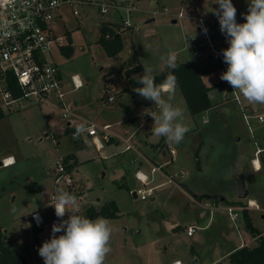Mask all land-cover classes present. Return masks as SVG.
I'll return each instance as SVG.
<instances>
[{
  "label": "rangeland",
  "instance_id": "obj_1",
  "mask_svg": "<svg viewBox=\"0 0 264 264\" xmlns=\"http://www.w3.org/2000/svg\"><path fill=\"white\" fill-rule=\"evenodd\" d=\"M232 3L237 9L236 20H244L249 0H232ZM136 6L138 9L130 18L131 27H121L123 47L115 56H108L98 40L103 22L122 21L119 12L110 10L101 14L95 8H82L76 17L68 8H63V19L57 29L70 36L72 52L67 55L56 49L53 61L63 79L71 80L73 75H78L83 85L78 89L69 87L68 100L74 104L71 120L64 119L58 108L44 112L39 106L0 116V161L7 154L14 155L17 161L15 165L0 166V218H19L36 201L35 197L44 195L42 191L46 190L49 201L56 161L60 154L72 152L77 154L79 163L70 191L77 197L80 214L86 216L85 209L89 206L100 208L107 202L104 200L118 203L119 216L108 220L113 228L110 253L121 247L130 251L143 245L145 253L139 259L131 254L129 264H168L172 255L193 257L197 264H207L243 237L255 239L246 229L243 218L232 220L227 210L229 205L255 199L260 210L252 209V214L264 232L263 153L259 156L262 163L259 170L255 171L251 162L256 145L264 147V122L253 118L248 126L240 103L250 104L254 113L264 112V104L249 103L243 97L242 102L224 100V90L214 88L211 96L216 105L192 115L177 87L172 103L184 110V123L190 131L179 144L170 143L177 151L173 161L169 147L159 144L156 150L154 146L163 138L154 134V120L147 113L159 110L139 94L135 99L130 94L119 96L108 87V75L120 71L129 61L133 64L134 56L142 65L152 67L153 74L166 67L160 57L169 51L175 52L178 61L194 60L186 35H198L197 16L218 19L214 10L219 5L216 0H139ZM179 12L184 13L183 18H177ZM195 62L203 72L204 82L209 84L220 79L222 73L208 50ZM110 95L115 96L114 102L107 100ZM68 121L94 123L97 129L111 125L109 133L113 138L105 141L106 157H101L89 140L91 137L82 135L75 139ZM127 139L133 145L131 150L125 149ZM137 149L150 158L155 154L157 157L153 159L157 164L171 161L165 168L170 174L182 170L188 174L181 176L178 184L167 182V175L158 172L151 186L165 184L155 189L154 199L136 198L133 191L140 184L135 171L142 169L149 173L152 162L139 158L132 163ZM240 174L249 191L246 199H239L237 195ZM194 195L201 198L197 200ZM212 195L224 200L218 202L208 197ZM175 222L182 227L169 231L168 225ZM190 223L202 227L193 236H188L185 229ZM23 238L26 241L29 238L26 231ZM123 261L106 263L124 264Z\"/></svg>",
  "mask_w": 264,
  "mask_h": 264
},
{
  "label": "built area",
  "instance_id": "obj_2",
  "mask_svg": "<svg viewBox=\"0 0 264 264\" xmlns=\"http://www.w3.org/2000/svg\"><path fill=\"white\" fill-rule=\"evenodd\" d=\"M139 0H0V110L3 113L25 109L30 106L42 107L46 104H52L51 98L56 99L55 106L61 111L64 119H69L72 115V108L66 101V95L69 87L73 85L78 89L83 85L78 75H73L71 80L62 78L58 65L53 61L54 50H61L69 44L67 32H60L57 27L63 19V8H68L76 17L80 15L82 8H95L99 13L105 14L112 10L121 14V22L118 24L123 28L131 27L130 18L135 10L138 9L136 4ZM184 13L179 12L177 18H183ZM198 35H186L187 47L194 60L203 58L205 51L208 50L217 61L220 73L227 70V64L223 61L222 50L229 45L225 34L221 33L218 19H209L202 15L197 16ZM244 23V20L237 21ZM104 23V22H103ZM101 26V24H100ZM102 27V26H101ZM205 29L207 31L205 32ZM177 58V56H176ZM178 58L176 59V61ZM217 90H224V98L236 99L241 102L240 95L233 92V88L225 81L218 79L213 86ZM211 97V93H209ZM109 102L114 101V96L107 97ZM241 104V103H240ZM243 119L250 126V120L257 118L264 122V112L254 113L241 104ZM83 125L84 131L78 132V126ZM73 137L85 135L100 152L101 157H106L105 141L111 138V125L106 124L102 129H97L94 123L73 124ZM90 142V141H89ZM133 145L127 139L125 149L131 150ZM262 148L257 147L254 157L251 159L252 165L256 170L261 168L259 156L263 153ZM169 155L173 161L177 151L169 147ZM143 158L149 161L142 153L132 159ZM3 166H9L14 160L3 158ZM150 172L147 173L142 169L135 171V177L140 186L133 191L136 198L147 199L155 196V189L165 184L160 183L151 186L155 174L161 172L167 175L169 183L179 184V178L187 175L188 172L182 170L179 173L168 174L164 170L171 161L163 164L150 162ZM72 160H68L66 155H59L53 170L54 192L51 195V202L54 203V197L58 190L65 189L73 195L70 188L74 186L75 169L72 166ZM260 210L259 204L252 199L246 202H239L227 207L228 213L234 222L238 218H243V211L248 209ZM55 214V210H54ZM37 217L39 219H37ZM67 216L64 217L66 219ZM32 219L37 227L45 224L44 218L40 212H34ZM52 223H60L56 217ZM197 225L191 224L187 227V234L194 235L199 229ZM59 235L63 232L58 233ZM174 264H181L180 261Z\"/></svg>",
  "mask_w": 264,
  "mask_h": 264
},
{
  "label": "clouds",
  "instance_id": "obj_3",
  "mask_svg": "<svg viewBox=\"0 0 264 264\" xmlns=\"http://www.w3.org/2000/svg\"><path fill=\"white\" fill-rule=\"evenodd\" d=\"M216 4L219 8L214 14L229 45L222 50L227 70L220 79L249 103L264 104V0H249L244 23L237 22V9L232 0H216ZM176 59L172 51L160 57L161 62L173 71L179 67ZM143 66L144 73L137 79L142 87L134 91L153 102L159 110L147 113L154 120V134L179 144L190 128L184 123V110L172 103L177 89L176 77L169 72L166 79L157 84L154 69ZM82 131L84 126H78V132ZM50 206L60 223L52 225L51 238L38 249L44 264H105L111 251L113 228L110 222L102 217L90 219L81 215L77 197L63 189L58 190ZM65 216L68 218L64 219ZM61 232L63 234L56 235Z\"/></svg>",
  "mask_w": 264,
  "mask_h": 264
},
{
  "label": "crops",
  "instance_id": "obj_4",
  "mask_svg": "<svg viewBox=\"0 0 264 264\" xmlns=\"http://www.w3.org/2000/svg\"><path fill=\"white\" fill-rule=\"evenodd\" d=\"M198 62H196L197 65H198ZM129 63H130V61L127 62V63H125V65L123 66V68L120 71H118V72L117 71L116 72L113 71L111 74L108 75V78H107L108 83H109V86L108 87L109 88L111 87V89H113V91H115V93H118L119 96H123L125 94H130L135 99L137 97V95H138V93H136L134 91V89H136V88H129L127 91H123L124 89H126L128 87V77L126 76L125 70H126V68L132 66V64L131 63L129 64ZM136 64L141 67V72L144 73V67L141 64L139 58H138V61H137ZM166 68L167 67H164L159 72L164 71ZM198 68L200 70L199 65H198ZM159 72H157V73H159ZM157 73H155V74H157ZM201 74H202L203 81H205L204 78H203V72H201ZM217 80L218 79L212 81V83H209V84L206 83V82H204V83L207 86H214V83ZM213 89H214V87H213ZM211 91H210V93H211ZM69 92H70V90L68 89V93ZM119 92H122V93L119 94ZM68 93L66 95V101L72 107V106H74V104L68 100ZM212 97L213 96L210 97L211 98V101H212ZM241 97H240V99H241ZM141 99L142 100H145L143 97H141ZM115 100H116V98L114 96V101ZM224 100H228V99L224 98ZM50 101H51L52 104H46V105L40 107L42 111L48 110L49 112H52V111H54V109L57 110V108L55 106H53V104H55V102H56L55 97L53 96ZM114 101H112V102H114ZM241 102H242V100H241ZM145 105H147V102H145ZM214 105H216V104L214 103ZM243 106H245L246 108L252 110V107H251L250 104L243 105ZM129 112L131 113L132 111L129 110ZM3 114H5V113H3ZM133 116H134V114H132L131 117H133ZM45 119H46V117H45ZM69 123H70V121H68V126H69ZM69 127H67V128H69ZM46 135H48V134H46ZM112 138L113 137L111 136V139ZM161 140H160V142H158L154 146V148L156 150L159 149V144L165 145L166 148L167 147H170V142H167L164 138L161 139ZM145 143H147V142L145 141ZM256 146L257 147H260L258 145H256ZM260 148L264 149V147H260ZM137 150H138V152H140V149H137ZM141 153H142V151H141ZM142 154H144V153H142ZM68 155L69 156H73V158L75 160L74 169L77 168L78 167V163H79V160L77 159V154L76 153L69 152V153L66 154V156H68ZM263 155H264V150H263ZM8 157L9 158H12L14 160V163L11 164V165H15L17 163L14 155H12V154L4 155L2 157V159L3 158H8ZM145 157L147 159H150L152 162H154V159L153 158H156L157 156L154 154V156L151 157V158L150 157H147V156H145ZM134 158H135V156L133 157V159ZM249 158H250V156H248V159ZM259 164L262 167V163L260 162ZM11 165H9V166H11ZM4 167H8V166H4ZM164 170L166 171V173L170 174L167 169H164ZM255 171H257V170L255 169ZM124 175H122V176H124ZM63 190L66 191L65 189H63ZM48 192H49V197H48L49 198V201H48V199L45 196L46 190H45V192L42 191V193L44 195L43 196H40L38 198L35 197L36 201L33 202V203H31L30 206L27 207V210H25L26 213L21 214L19 218L18 217L17 218H14V217H11L10 218L9 217L8 219H4V220H2L0 218V225H1L2 229H3V233L5 234L6 240H8V241L11 242V246H12L13 250L16 253L21 254V255H23L26 258L27 264H44V260L42 259V257H40V255L38 253V249L42 245L43 242H45L46 240H49L51 238V236H52V228H49V226H52L53 225L52 220L55 217L54 208L52 206H50V204H52V202H51V195L54 192L53 179H52V189L49 190ZM152 199H154V197ZM97 200H100V199H97ZM252 200H253V198H252ZM104 201H107L108 202V201H111V200H104ZM104 201H102V202H104ZM113 201H115V200H113ZM116 204L118 205L117 202H116ZM118 208H119V206H118ZM34 212H40V214L42 215V217L44 218V221H45L44 226L37 227L34 224V221L32 219V214ZM250 213H251L250 216L252 217V220L254 222V225L256 227H258L256 225L255 217L252 214V209L250 210ZM205 215H206V213H204V216ZM102 218H104V217H102ZM104 219L109 220L108 218H104ZM191 224L196 225L195 223H190V224H188V226L191 225ZM181 227H182V225L179 224L178 222L170 223L168 225V230L173 232L175 230H178ZM187 227L185 228L186 230H187ZM258 228H260V227H258ZM25 231L29 235V238H28L27 241L24 240V238H23V232H25ZM260 232H261V235H264V232L262 231L261 228H260ZM245 233H246V231H245ZM56 235L59 236L58 233ZM254 238L255 239L252 240V238L250 236L248 238H244L243 237L240 241H238L235 244H232L228 249H226L224 252L220 253V255H218L217 257H215L213 260H211L207 264H232L230 262V259H229V256H230L231 252H233L234 250L242 247L243 245L256 246L257 245V237H254ZM145 251H146V247L143 246V245H137V246L133 247L132 249H130V251H129V249H125V248L121 247V248L117 249L116 252L114 250H112V252L107 255L105 263L107 261L117 262V261H119L121 259L122 260L125 259V261H123L124 264H129V258L131 256V254H133L135 256V259H139L140 256L145 253ZM136 252H138V253L136 254ZM176 261H180L181 264H197V259H195V258L193 259V257H188V258L185 259V258H182L181 256H177V255H172V257L169 258V260H167V263L168 264H174V262H176ZM106 264H108V263H106Z\"/></svg>",
  "mask_w": 264,
  "mask_h": 264
},
{
  "label": "trees",
  "instance_id": "obj_5",
  "mask_svg": "<svg viewBox=\"0 0 264 264\" xmlns=\"http://www.w3.org/2000/svg\"><path fill=\"white\" fill-rule=\"evenodd\" d=\"M101 35L99 42L103 46L108 56L117 55L122 47V31L120 24H111L104 22L101 27ZM62 51L69 55L72 52V46L68 45L62 48ZM133 64L131 67L126 68L125 73L128 77V87L123 91H127L129 88L142 87L137 82L138 76H142L141 67L137 65L138 58L134 56ZM179 67L176 70L166 68L164 71L155 75L157 84H161L169 72H172L177 80V87L181 90L184 99L188 105L189 111L192 115H197L203 111L210 109L214 103L210 98V91L213 86H207L203 79L202 74L196 64L195 60L189 61H176ZM122 91V92H123ZM122 92H119L122 93ZM4 115L0 110V116ZM111 140V138L109 139ZM162 141V140H161ZM68 160H72V166H75V160L73 156H66ZM198 200L201 196L194 195ZM216 201H220V196L212 195L208 196ZM86 217L95 219L98 217H104L113 219L119 216V208L115 201L111 200L104 203L100 208L95 206H89L85 209ZM243 219L246 229L254 236L257 237L256 246L243 245L242 247L231 252L229 259L232 264H264V236L261 235L259 229L254 225V222L246 209L243 211ZM0 264H27L26 258L16 253L11 242L6 240L3 229L0 225Z\"/></svg>",
  "mask_w": 264,
  "mask_h": 264
},
{
  "label": "water",
  "instance_id": "obj_6",
  "mask_svg": "<svg viewBox=\"0 0 264 264\" xmlns=\"http://www.w3.org/2000/svg\"><path fill=\"white\" fill-rule=\"evenodd\" d=\"M2 165V161H0V166ZM238 198L239 199H246L248 197V189L246 187L245 178L242 174L239 175L238 178ZM135 196V194H133ZM221 200H224V197H220Z\"/></svg>",
  "mask_w": 264,
  "mask_h": 264
},
{
  "label": "bare ground",
  "instance_id": "obj_7",
  "mask_svg": "<svg viewBox=\"0 0 264 264\" xmlns=\"http://www.w3.org/2000/svg\"><path fill=\"white\" fill-rule=\"evenodd\" d=\"M10 160L12 159V158H9ZM257 164H259L258 162H257Z\"/></svg>",
  "mask_w": 264,
  "mask_h": 264
}]
</instances>
